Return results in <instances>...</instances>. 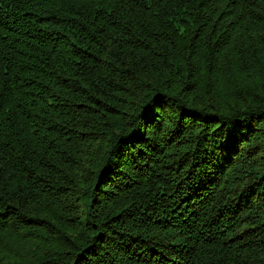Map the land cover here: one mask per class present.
Returning <instances> with one entry per match:
<instances>
[{
    "label": "trees",
    "instance_id": "1",
    "mask_svg": "<svg viewBox=\"0 0 264 264\" xmlns=\"http://www.w3.org/2000/svg\"><path fill=\"white\" fill-rule=\"evenodd\" d=\"M0 264H264V0H0Z\"/></svg>",
    "mask_w": 264,
    "mask_h": 264
}]
</instances>
